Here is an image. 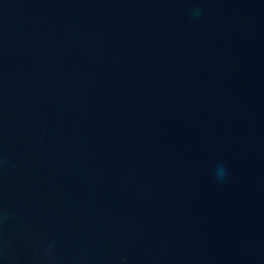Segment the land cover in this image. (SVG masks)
<instances>
[{
  "label": "water",
  "instance_id": "obj_1",
  "mask_svg": "<svg viewBox=\"0 0 264 264\" xmlns=\"http://www.w3.org/2000/svg\"><path fill=\"white\" fill-rule=\"evenodd\" d=\"M0 264H264V0H0Z\"/></svg>",
  "mask_w": 264,
  "mask_h": 264
},
{
  "label": "clouds",
  "instance_id": "obj_2",
  "mask_svg": "<svg viewBox=\"0 0 264 264\" xmlns=\"http://www.w3.org/2000/svg\"><path fill=\"white\" fill-rule=\"evenodd\" d=\"M194 15H199V9L194 11ZM226 176V172L225 169L223 168V166H220L217 170V178L221 181H223V179Z\"/></svg>",
  "mask_w": 264,
  "mask_h": 264
}]
</instances>
